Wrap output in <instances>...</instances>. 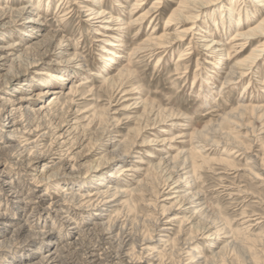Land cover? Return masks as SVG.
<instances>
[{"label": "rangeland", "instance_id": "1", "mask_svg": "<svg viewBox=\"0 0 264 264\" xmlns=\"http://www.w3.org/2000/svg\"><path fill=\"white\" fill-rule=\"evenodd\" d=\"M100 1L107 13L115 11V20L121 21L119 25L113 23L108 25L110 29H102L89 24L88 13L84 12V7L93 5L95 3L93 0H42L41 2L40 0H0V8L6 9L8 7L19 9L26 4H34L36 7L42 5L40 6L42 10L39 12L14 18L16 25L12 28L0 29V44L13 45L24 56L31 50L23 58L28 60L30 65L24 66L21 76L0 90V104L4 103L6 97L21 99L24 105V113H22L26 118L32 119L35 116L34 113L31 114L32 110L38 112L40 107L58 101L57 113L55 112L51 119L40 117L41 119L37 118L36 121L46 127L52 121L59 122L60 118L66 119L69 124L67 128L77 126L81 133L86 134L73 151L75 157L73 164L76 165L77 172L71 170L63 172L57 156H52L53 159L43 163L34 160L30 166L32 168H27L28 171L31 169L38 171L41 180L37 184L32 181V177H26L22 170L17 168L14 170L6 168V172L12 171L13 175L16 173L15 181L26 187L25 193L35 190L38 196L46 194L42 197L45 199L44 205H48L51 199L61 200L63 197L61 198L60 194L82 196L98 188L109 187L115 194L110 200L112 202L103 206L104 213L101 216L96 209L79 210L71 202H65L64 207L70 208L74 215L75 223L71 227L61 225L54 221L53 216L45 217L42 213L37 214L32 221L53 227L50 236L66 242L75 237V227L80 222L90 226L94 222L107 224L109 220L114 223L118 220L133 235L141 237L153 230L158 220L152 241L147 242V245H137V251L144 257L150 254L144 249L149 246L160 247V241L163 239H171L170 243L178 240L177 244L181 241V245L185 246L183 241L186 242L189 240L187 238L194 237L192 242L185 246V250L196 255L200 254L210 262L264 264V174L263 171L256 169L261 177L255 178L248 171L253 165L250 164L253 163L252 160L257 161L260 167L264 165V119L261 122L256 117H251L249 112L242 122L238 119L229 121L223 119L226 114L233 112L242 104H258L264 107V51L259 53L253 68L246 71L248 74L241 82L224 85L226 75L225 69L223 70L226 64H233L248 57L264 40L252 39L244 52H239L236 48L229 50L231 39L241 29L237 26L239 18L247 23L245 13H248L256 17L257 23L263 20L264 0H212L210 6L205 8L203 14H199L196 19L191 38L172 46L167 53L159 56L162 57L161 59L140 52L133 56L132 53L151 34L162 36L167 33L168 38L175 37L182 28L192 25H177L176 22L171 26L167 25L180 0H162L158 5L160 9H156L158 12L152 11L142 21L131 24L129 30L124 32L119 29L124 26L122 24H127L133 9V15L137 18L148 11L157 0H143L141 6L137 4L139 0ZM68 8L72 10V17L69 19L61 15ZM238 10L242 11V15H238ZM31 18L35 21L31 22ZM11 19L9 14L5 22H10ZM215 21H218L217 26ZM223 21L229 23L225 26ZM253 24L254 22L251 26ZM248 29L249 27L246 30ZM96 32L99 33L95 34ZM198 33L203 36H199ZM205 35L209 40L211 38L223 40L226 45L224 50L217 55H211L202 46L204 44H200L203 43L201 40ZM191 39H194L191 44L193 48L187 50ZM106 40H110L111 45L115 46L118 57L109 56L110 54L104 52V47H107ZM46 42H52L50 48L44 46ZM17 43L19 45H16ZM228 50L232 58L224 60L228 57ZM183 53H188L182 57L187 60L185 63L176 64ZM16 54L17 52L5 54L9 56L4 63L6 66L0 68L2 83L9 78V70L18 56ZM109 57H116L113 59L114 63L106 61ZM178 65L181 66L180 70L176 69ZM120 71L124 75L118 81L116 76ZM110 77L117 80L106 82L105 79ZM121 85L123 87L119 90L118 87ZM131 89L133 92L129 93ZM202 91L205 96L200 99L201 95L198 93ZM151 106L152 108L154 106V109ZM94 111H97V114ZM161 111L164 112L163 115L160 114L162 117L158 114ZM169 114L176 119L173 121L168 119ZM6 122L5 118H0V148L7 143L11 146L18 145L21 136L34 139L37 137L21 135L24 130L10 134L12 128ZM73 134L77 135L78 132L73 131ZM7 137H10V140L6 142ZM199 137L202 138L201 140L211 139L210 141L221 143L218 146L207 145L204 152L202 151V154L208 156L211 161L209 165H203L197 176L188 173L191 169L180 171L182 185H192L194 187L192 192L197 193L196 197L200 198V204H192L182 202L179 198L187 192L186 189L173 190L177 186H174L176 183L172 180L165 187V178L154 171L153 167L162 159L173 161L176 156L178 157L176 162L184 164L187 152L190 154L194 147L205 146L203 143H197ZM50 142L51 137L46 136L36 145L39 146V150H43V147H48ZM223 142L230 144L225 146L222 145ZM250 144H253L251 149H249ZM236 152L239 155L237 158ZM221 160L232 161L237 168L222 164ZM4 166L5 163L2 167L5 168ZM134 166L139 167L132 172H123L126 168ZM42 170L46 171L45 179L40 175ZM54 172L57 175L49 180ZM154 188L155 190L152 191ZM238 188L243 192H239ZM158 189L161 195L156 204L153 203L155 202L153 196ZM16 208L17 205L14 203L11 209L8 207V211L15 213ZM202 208L206 211L195 215L192 213V210L199 212ZM245 216L248 217L243 218ZM24 217L26 218L27 214H24ZM249 218L251 220L248 221ZM19 220L21 218L14 220L16 223L10 228H2L8 231L6 232L8 237L11 236L12 231H15L14 226ZM167 220L172 222L168 224ZM213 221L217 223L216 228L219 230L224 226H227L228 230H222L220 236L209 235L218 230L213 229L211 233L205 230ZM219 223L220 226L217 227ZM15 234H19L18 229ZM26 234L24 233L23 236L25 237ZM249 235L251 238L248 237ZM36 242L37 247L42 246L40 240ZM225 244L227 248L224 247ZM172 245L174 244H171L170 248L175 247ZM28 248H31L29 249L31 251L33 248L36 249ZM28 248L22 250L17 247L13 249L12 256H0V264H19L17 261L21 256L29 255ZM158 250L149 256L151 258H148V261L152 262L151 259L158 254ZM44 251L50 252L51 248L46 247ZM203 258L201 262L204 261ZM165 261L166 264H175L170 260Z\"/></svg>", "mask_w": 264, "mask_h": 264}, {"label": "bare ground", "instance_id": "2", "mask_svg": "<svg viewBox=\"0 0 264 264\" xmlns=\"http://www.w3.org/2000/svg\"><path fill=\"white\" fill-rule=\"evenodd\" d=\"M41 1L42 0H40V2ZM93 1L95 2L93 5H88L84 7L85 8L84 12L88 13L87 22H89V24H92L94 26H97V28L99 27L102 29H110V26H108L109 24H113V23H115L116 25L120 24L121 21L120 20L116 21L114 18L115 11L107 13L103 5L101 4L100 0H93ZM97 1H99L100 3H96ZM142 1L143 0L137 1V4L141 6ZM211 1L212 0H180L177 8L172 12L167 22V25L170 24L171 26L173 22H176L177 25H182V24H192V25L189 27L182 28L181 31L177 32V35L175 37L172 36L168 38L169 34L167 33L163 34L162 36H156V35L151 34L148 38L143 40L135 48L132 55L134 56L135 54L140 52L142 54L145 53L152 57L153 56L159 57V56H162L163 53L165 52L167 53V51L170 50V48L172 49V46L179 44L180 41L183 42L187 40L188 38H191L190 35H193V31L195 30L194 26L196 24V19L199 17V14H201L202 11H205L204 10L205 8L210 6ZM161 2L162 0H157V2H155L148 11L141 14L137 18H135V16L133 15V12H134V9H133V11L129 15L130 17H129L127 24L126 23L122 24L124 26L121 27L119 30L121 32H124L125 30H129L131 24H136L138 23V21H142L152 11L158 12V10L156 9H160V7L158 8V5L161 4ZM40 6L42 7V5ZM40 6L36 7L34 6V4L33 5L26 4L19 9H12L9 7L7 9L0 8V29L12 28L13 26L16 25V21L14 20V18L18 19L27 14H32L35 11L39 12L40 10H42ZM237 12H238V15H242L241 10H238ZM71 13H72L71 8H68L66 11L62 12L61 15H63V17L67 16V19H69L72 17ZM9 14L12 19L10 20V22H5ZM158 15L159 14L157 13V17ZM229 19H230L229 22H231L232 21L231 18ZM245 19H246V22L249 23L247 26H246L247 23H244L243 22L244 20L242 19L241 21V18H239L237 26L241 27V29L238 30L236 34L234 35V37L231 39L232 42H230V47H229L230 51L236 48L237 51L244 52L245 47L252 42V39L254 38L264 39V17L262 21H259V23H257L258 21L255 20L256 19L255 16L253 15L250 16L248 13L247 14L245 13ZM32 21L34 22L35 20L31 18V22ZM217 22L218 21H215V26L218 25ZM229 22L223 21V25L226 26ZM253 22L255 25L253 24V26H251V23ZM248 27L249 29L246 30ZM98 33L99 32H96L95 34H98ZM198 35L203 36L201 35V33H198ZM27 36L30 37V35L28 34ZM193 40L194 39H191L187 50H190L191 48H193L191 45ZM105 42H106L107 47H104V52H106L107 54H110L109 56L118 57L117 56L118 52H115L116 48L114 45H111L112 43L110 42V40H106ZM201 42L203 43H200V44H204L202 46L211 55H214V54L217 55L218 53L223 51L224 47L226 46L223 40H218L215 38L213 39L211 38V40H209L206 35L204 36L203 40H201ZM16 45H19V43H17ZM51 45H52V42H48L44 46H46L47 48H50ZM117 46H120V45H117ZM30 48L32 47L30 46ZM229 50L227 52L228 57L225 58L224 60H229L232 58V55L230 54ZM2 51L5 53H0V68L3 67L5 65L4 63H6V61L8 60L9 55L6 56L5 55L6 53L17 52L18 56H17L16 61L14 60L15 64H13V66L11 65L12 68L11 70H9V78L4 83L0 81V90L3 88V86L8 85L9 82L15 80L18 76H21L24 66L26 67L30 65L29 61L23 58L26 56L27 53L31 52V50L27 51V53L24 56V54L22 52H19L20 50L16 48L15 46L13 45L5 46L3 44H0V52ZM263 51H264V40L259 43L258 49L256 48L252 50V52L250 53L248 57L242 60H239L233 64H230V63L226 64L225 67L223 68V70L225 69L224 74L226 75L224 85L226 84L234 85L238 81L241 82L243 78L247 76L248 74L246 71L251 70L253 68V64L255 63V60L258 58L259 53H262ZM32 54L30 56H32ZM187 54L188 53L181 54L176 64L185 63L187 59L182 58V57L184 55L186 56ZM114 58L109 57V60H106V61L114 63V60H113ZM161 58L162 57H159V59ZM181 65H184V64H181ZM180 67L181 66L178 65L176 66V69L180 70ZM120 72L118 76H116L119 79L118 81H120L121 77L124 75L122 72L120 74ZM117 78L110 77V78H106L105 81L113 82L117 80ZM122 87L123 85L119 86L118 89L120 90ZM132 92L133 91L131 89L129 93H132ZM72 93L74 94L75 92L72 90ZM198 95H201L200 99H202L205 96L204 91L198 93ZM146 103L145 105L148 106V104ZM57 107H58V101L57 102L53 101L49 103V105L46 107L44 106L40 107L38 112H36L35 110H32L31 114L34 113L33 115L35 116L31 119V118H26L25 114H23L24 105L21 99H16L13 97L11 98L6 97L4 100V103L0 104V118H5L7 120L6 123H8L11 126L12 130L10 131V134H17L24 130V133H22L21 135H28L29 137L31 135L37 136L35 139L26 138L24 136H21L19 138L18 145L11 146V145H8L7 143V145L4 144L2 145V148H0V256H12L13 249L17 247L21 248L22 250L25 247L27 248L35 247L36 249L33 248L32 251L29 250L31 248H28L27 251L30 252L29 255L25 254L21 256L17 262H19V264H156V261H157L158 264H166L165 260H170V262L171 261L175 262V264H214L216 263L215 261L210 262L209 260H206V257L203 258L200 254L196 255L194 253H191L190 251L185 250V246L188 245L190 242H192L191 240L194 239V237L192 238L190 237L191 239L186 237L189 240L186 242L185 240L183 241L185 243V246L181 245L180 243L181 241L177 244L178 240H174L173 242L170 243L171 239H163L160 241V244H159L160 247L155 248V247L149 246L147 247V249H144V250L149 251L150 253L148 254V256L144 257L141 252L137 251V245L139 244H141L142 246L147 245V242L152 241V237L154 235L153 233L156 232L155 228H157L158 220L157 222H155L153 226L154 229L153 230L151 229L146 235L144 234L141 237L137 236L136 234L133 235L128 229L125 228V226L120 224L118 220H117V223H114L111 220H109L107 224L103 222L102 223L94 222L90 226H86L84 225V222H80L75 227L76 229L75 237L66 242L62 241V239H53L50 236V234L53 231L52 230L53 227L50 228L45 223L35 222L34 220L32 221V218H34L37 214L40 215V213H42L45 215V217L53 216L55 219L54 221L61 223V225H65V226L67 225V227H71L75 223L74 215H73V212L70 210V208L64 207L65 202L67 201L71 202L73 206L74 207L76 206L79 210H87L91 208L96 209L97 211L100 212L99 215L101 216L102 213H104L103 206H106L108 203L112 202L110 200H112V197L115 196V194L112 193V190L109 187H105V188H98L93 191H89L87 194L82 195V196H76V195L70 196V194L69 196H67L68 194H60L59 196L61 198L63 197L61 200L51 199L48 205H44L45 199L42 197H45L46 194L38 196L35 190L25 193L26 187L22 185L21 183H16L15 181L14 177L16 176L15 175L16 173L13 175L12 171L9 173L6 172V168H9V169L11 168L13 170L17 168V170H22V173H24L26 177L28 176L32 177V181L35 184L40 183L41 176H39L38 171L36 169H33V170L31 169V171L30 170L28 171L27 168H32L30 166L34 160L39 161V163H43L47 160L53 159L52 156L58 157L60 168L63 170V172H67L69 170H71L72 172L74 171L77 172L76 165L73 164L75 161V157L73 156V151H74L76 144L82 139H84L86 137V134L84 132L81 133L77 126H74L73 128L71 127L67 128L69 124H67L66 119L60 118L59 122L52 121V123L47 125L46 127H44V125H41L39 122L36 121V119L40 117H45V118L49 117L51 119L52 115L58 110ZM152 109H154V106ZM97 111H94V113L97 114ZM152 112L153 110H151V113ZM248 112L250 116L253 118L256 117L260 121L264 119V107L258 106V104L256 105L242 104L239 108H237L233 112L226 114V116L223 119L228 120V121L230 119H238L239 121L242 122L245 118H247ZM163 113L164 112L161 111L158 114L163 115ZM96 114H95V117H96ZM167 118L171 119V121L176 119V118L173 119L172 114H169ZM263 123H264V120H263ZM73 131L74 132L77 131L78 134L77 135L73 134ZM46 136L51 137V142L48 147L44 146L43 150H39V146L36 144L41 143L43 138ZM180 136L181 134H179L178 137ZM236 138L237 137H235V139ZM201 139L202 138H200L197 143H203V145L205 146H203L202 148L194 147V150H192L190 154H188L187 152V156L186 158H184V162H183L184 164H181L182 162L177 163L176 161L178 157L176 156L175 158H173V161L160 159L161 162L157 166L153 167L154 171L160 173V175L163 178H165L164 179L165 187L172 180L173 183L174 181L176 183L174 186H177L175 188L172 187L173 190H176V191H179L181 189L187 190V192H185L184 195L179 197L182 202H191L192 204H200L199 202L200 198L196 197L197 193L192 192L193 191L192 188H194L192 187V185H189V186L182 185L183 182H182V176H180V171L191 169V171H189L188 173H191L193 176L195 175L197 176L198 171L202 170L203 165H209L211 161L208 156H204L202 154V151L205 149V147H207V145L218 146L219 143H221L218 141L215 142V140L210 141L211 139L210 140H206V139L201 140ZM8 140H10V137L6 138V142ZM223 143L222 145H225V146L230 144L228 142L227 143L223 142ZM252 147H253V144H250L249 149H251ZM238 148L240 149V147H237V149ZM236 154H237L236 158L239 157L238 152H236ZM221 161H222L221 162L222 164L228 165L229 167H232L234 169L237 168V165L232 161H228V160H221ZM251 162L253 163H250V164H253V165L250 166V168H248L249 173L255 176V178L261 177V175L257 172L256 169L263 171V174H264V165L260 167L257 161L252 160ZM4 163H5V166H4L5 168L2 167ZM187 163H188V166H186ZM136 167L138 168L139 166H134L133 168H126L123 172H128V171L132 172L136 170L135 169ZM41 172L42 173H40V175H42L43 179H45L46 171L42 170ZM56 175L57 173L54 172V175L48 179L50 180L51 178H54V176ZM152 181L154 182L153 179ZM126 190H125V194H126ZM154 190L155 188L152 191ZM118 191H115V193H117ZM238 191L243 192V190L240 188H238ZM131 193H133V191ZM154 195L155 196L153 197H155V202L153 203L158 204L157 202L159 200V196L161 195L160 190L158 189L157 191H155ZM14 203H16L17 208L15 209V213H10L8 211V207H10L11 209V206ZM195 209L192 210L193 211L192 213L194 215L196 213H201V212L206 211L203 208L201 210L199 209V212L198 210H195ZM24 214H27L26 218L24 217ZM16 215H19V216H16ZM253 216H256V215H253ZM247 217L248 216H245L243 218H247ZM18 218L19 219L21 218V220H19V223H17V225L14 226L15 231H12L11 236L8 237V234H6V232L8 231L2 228L4 227L10 228L13 224L16 223L14 220H18ZM200 218H201V215H200ZM258 219L259 218H257V220ZM249 220L251 219L249 218L248 221ZM166 222L170 224L172 220H167ZM183 223L184 222H182V225ZM198 223L200 224V222ZM216 224L217 223L215 221L211 222V224H209V227H206L205 230H208V233H211L213 229H218L216 228ZM218 226H220V223L219 225H217V227ZM17 229L19 230V234H15ZM222 230H228V227L224 226L222 229L215 230L216 232L213 231L214 233L213 234L211 233L209 235L220 236V232ZM181 232H183L182 228H181ZM24 233H27L25 237L23 236ZM248 237L251 238L250 235ZM36 240L41 241V245H42L41 247L36 246V243H37ZM232 241L234 242L235 240L233 239ZM171 244H174L172 246H175V247L170 248ZM212 244H214V242H212ZM179 245L180 247H178ZM46 247L51 248V251L45 252L44 250ZM161 247H163V249ZM224 247L227 248L228 247L227 244H225ZM252 248H253V245H252ZM156 250H158V254L154 256V258L151 259L152 262L148 261V258H151L149 256H152L156 252ZM202 258L204 259L203 262H201ZM154 259H155V262H153ZM184 260H187V262H184ZM255 262L257 261L255 260ZM258 264L260 263L258 262Z\"/></svg>", "mask_w": 264, "mask_h": 264}]
</instances>
